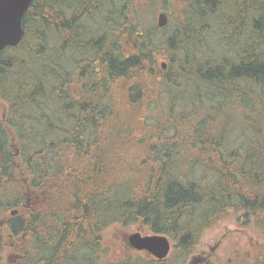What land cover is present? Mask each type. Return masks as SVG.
I'll return each instance as SVG.
<instances>
[{
	"label": "trees",
	"instance_id": "1",
	"mask_svg": "<svg viewBox=\"0 0 264 264\" xmlns=\"http://www.w3.org/2000/svg\"><path fill=\"white\" fill-rule=\"evenodd\" d=\"M152 2L34 0L0 53V264H187L228 218L259 245L200 263L264 264V0ZM133 227L170 256L110 259Z\"/></svg>",
	"mask_w": 264,
	"mask_h": 264
},
{
	"label": "rangeland",
	"instance_id": "2",
	"mask_svg": "<svg viewBox=\"0 0 264 264\" xmlns=\"http://www.w3.org/2000/svg\"><path fill=\"white\" fill-rule=\"evenodd\" d=\"M178 0H153L151 8L147 11L142 12V16L150 23H157V15L166 11L169 20H172L173 23L177 22L180 17V10L178 7ZM182 3L181 1H179ZM171 15V17H170ZM239 122V123H238ZM237 122V128L240 126V120ZM240 130L236 129V134L240 133ZM29 192V191H28ZM136 231H141L143 235H151L147 229H140L138 227H133L130 230H123L120 228L111 229L105 235L104 247L108 248L107 254L110 259L116 260L119 256L120 244L119 241H126V237ZM257 238L249 231H247L243 226L234 220V218H228L227 220H222L216 226L210 228L204 233L203 238L197 248L196 254L190 258L187 264H192L196 259H211L212 256L217 258H223L228 256H235L239 254L243 255L245 252L253 254L254 249L256 248ZM127 242V241H126ZM10 245V250L6 253V260L12 261L11 264H18L17 254L11 250L13 248V243L11 240L8 241ZM128 245V242H127ZM259 245V244H258ZM263 246V245H262ZM119 248V249H118ZM264 248V247H263ZM173 251V250H172ZM134 256L139 254L148 255L146 252H135L131 251ZM146 255V256H147ZM198 264H201L200 262Z\"/></svg>",
	"mask_w": 264,
	"mask_h": 264
},
{
	"label": "water",
	"instance_id": "3",
	"mask_svg": "<svg viewBox=\"0 0 264 264\" xmlns=\"http://www.w3.org/2000/svg\"><path fill=\"white\" fill-rule=\"evenodd\" d=\"M34 0H0V53L7 47L19 45L25 35L23 20L30 10ZM169 23V16L166 11L157 15V26L164 28ZM162 68L166 69L167 64L163 63ZM16 211L12 212L15 215ZM129 247L137 252H146L158 261L167 259L172 250L171 240L160 234L143 235L136 231L126 237ZM200 260L192 264H198Z\"/></svg>",
	"mask_w": 264,
	"mask_h": 264
}]
</instances>
